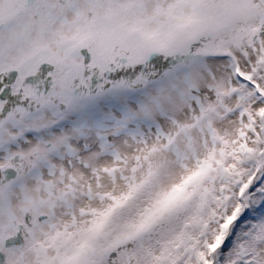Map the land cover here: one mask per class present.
<instances>
[{"label":"snow or ice","instance_id":"snow-or-ice-1","mask_svg":"<svg viewBox=\"0 0 264 264\" xmlns=\"http://www.w3.org/2000/svg\"><path fill=\"white\" fill-rule=\"evenodd\" d=\"M0 264H264V0H0Z\"/></svg>","mask_w":264,"mask_h":264}]
</instances>
